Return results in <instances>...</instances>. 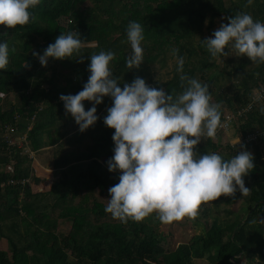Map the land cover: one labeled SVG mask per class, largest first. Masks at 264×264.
<instances>
[{"label": "trees", "instance_id": "1", "mask_svg": "<svg viewBox=\"0 0 264 264\" xmlns=\"http://www.w3.org/2000/svg\"><path fill=\"white\" fill-rule=\"evenodd\" d=\"M30 11L33 15L25 25H0V42L9 46V62L0 69V94H13L15 99L7 103L0 95V238L8 246L0 249V264H194L203 258L209 264H241L240 256L264 264V135L238 144H223L216 137L198 142L199 153L217 152L225 159L242 148L250 151L254 167L243 176L249 191L202 202L198 208L211 225L175 245L145 217L122 222L104 211L106 202L99 195L109 198L108 188L118 182L120 172L109 171L106 163L114 147V128L103 122L111 98L105 96L96 106L98 119L84 131L59 99L61 93L82 89L90 74L91 53H115L110 66L122 87L136 76L144 78L145 66L167 57L176 59L172 49H177L176 55L184 57L182 73L208 85L211 102L221 105L222 122L225 109L239 110L262 88L264 62L235 54L212 58L201 39L212 35L217 19L228 23L227 17L237 12L264 22V0L251 4L247 0H41ZM130 20L143 27L144 61L127 69L125 57L131 49L125 29ZM69 31L79 32L95 46L80 50L83 59L74 53L69 58H49L42 66L33 50L42 54L56 36ZM226 73L236 77L230 89L222 83ZM180 75L175 61L171 77L145 81L175 97L186 86ZM83 103L87 110L92 102ZM261 108L264 98L235 117L230 126L235 136L264 128ZM221 131L224 128L219 126L216 135ZM19 136L22 146L16 141ZM48 145L55 146L52 164L58 178L49 190L39 191L33 184L42 178L34 171L30 152ZM23 178L30 180L23 184ZM239 198L244 204L238 212L211 214L212 204L228 205ZM59 218L71 223L68 232L57 229Z\"/></svg>", "mask_w": 264, "mask_h": 264}, {"label": "clouds", "instance_id": "2", "mask_svg": "<svg viewBox=\"0 0 264 264\" xmlns=\"http://www.w3.org/2000/svg\"><path fill=\"white\" fill-rule=\"evenodd\" d=\"M40 2L0 0V25H25L33 15L30 9ZM252 2L247 0L248 4ZM227 19L228 23L221 20L212 35L201 39L210 57L246 55L252 62H264V22L248 12H237ZM125 31L131 49L125 65L127 69L138 68L144 61L143 27L130 20ZM94 46L95 42H86L79 32H62L42 54L33 50L32 55L44 66L49 58L64 59L74 53L83 59L80 50ZM177 51L172 49L176 70L186 86L175 97L163 88L149 86L140 76L121 87L120 77L113 75L110 66L115 57L112 50L89 54L90 74L82 89L59 96L80 131L97 121L96 106L103 98H111L103 122L114 128V147L106 163L109 171L120 172L118 182L108 188L110 196L104 211L122 222L129 218L139 221L153 212L163 223L195 217L202 202L214 201L221 194L249 191L243 176L254 167L250 151L242 148L225 159L217 152L201 154L196 149L203 137H215L221 124V105L211 102L206 83L182 73L184 57L176 55ZM8 62L9 46L0 42V69H5ZM261 94L257 89L254 99ZM85 100L92 102L87 110Z\"/></svg>", "mask_w": 264, "mask_h": 264}, {"label": "rangeland", "instance_id": "3", "mask_svg": "<svg viewBox=\"0 0 264 264\" xmlns=\"http://www.w3.org/2000/svg\"><path fill=\"white\" fill-rule=\"evenodd\" d=\"M221 20L220 18L217 19L215 28L217 29L220 26ZM225 60L227 63L228 59L227 57H225ZM176 59L173 57H167L166 60L161 61V62H155V63H151L147 66H145V70L141 73V75H144L145 80H151V78L156 81H160V80H165L169 77H171V71L172 68L174 66ZM236 77L235 76H229L228 73L225 74L224 78L222 79V83L223 85L227 87H229V89L231 88V85L233 84V82L235 81ZM224 86V87H225ZM231 91V90H229ZM2 96V98H6L7 99V103L11 102V101H15L14 99V95L13 94H9V95H5V94H0ZM5 99V100H6ZM229 109H225V113L228 112ZM235 129L233 128H229L228 130H226L224 128V131H221L220 133H217V135H215V137L218 140H221L223 144H237L241 142V136H235L234 135ZM205 137H203L201 140H203ZM23 137L19 136L17 138V143H23ZM87 140V139H86ZM85 140V142H87ZM84 142V143H85ZM83 147V145H82ZM238 147L242 148L243 145H239ZM55 148H53L52 146H47V148H42L39 150V153L36 154V152H34V156L35 158H39L42 155V158L45 162V166L48 167V161L49 159L52 158L53 160V153H54ZM33 154V152L31 153ZM40 155V156H39ZM34 158V160H35ZM48 164V165H47ZM44 166V167H45ZM42 169H44L43 167H41ZM40 173H46V176H49L46 181L42 184L43 187L41 188H45L48 187L51 183L53 184V181H55V177L54 175H52V170H42V172ZM57 179V178H56ZM34 185V184H33ZM39 186V185H38ZM34 187H36V185H34ZM99 199L104 201V202H108V197H106L105 195H99ZM243 199L239 198L236 202L231 203V204H220L218 206H214L212 204V211L211 214L215 215V214H219L221 216H225L228 215V210H233L234 212H238L239 210H241L243 208ZM58 212V210H56L55 214ZM54 213V212H53ZM198 218L197 217H183L180 220H173L171 222L168 223H163L161 222L158 217L156 216L155 212H153L152 214L147 215L145 218L146 220L153 224L157 231L160 232L161 236H165L166 240H169V238H172L171 242L172 244L177 245L178 243H180L181 241H187L189 240L193 235L198 234V233H204L205 232V228L206 225L210 226L212 220L210 218H206L203 214L202 211L200 210V208H198ZM60 220V224L58 226V230L59 232H68L70 230L71 227V223L69 221H64L62 218H59ZM0 249H8L7 246V240L4 237L0 238ZM240 260H241V264H257V261H255L254 259L248 260L247 258L240 256ZM194 264H209V261L207 258H203V259H195V263Z\"/></svg>", "mask_w": 264, "mask_h": 264}, {"label": "built area", "instance_id": "4", "mask_svg": "<svg viewBox=\"0 0 264 264\" xmlns=\"http://www.w3.org/2000/svg\"><path fill=\"white\" fill-rule=\"evenodd\" d=\"M262 90V94H261V97L259 99H254V95H255V92L252 96V99L250 100V102H248V104L246 106H243L242 108H240L239 110L235 111V112H226L225 115H224V119L223 121L221 122L220 124V127L222 128H225L226 130H228L231 126V123L233 122V120L235 119V117L237 116H241L243 114H245L246 112L250 111L253 106L255 105V103L257 102H260L263 100L264 98V85L262 86V88L260 89ZM261 135H264V128L261 129V128H257L256 130L254 131H251L249 133H247L245 136L241 137V142L240 143H243V142H255L259 139V137ZM23 140V139H22ZM20 146L23 145V143H18ZM32 152H30L31 154ZM33 156V154H31ZM29 178H23L22 180H20L21 183H25V182H29ZM9 182L11 183H14L15 180L14 179H11L9 180ZM2 185H4L5 183H1Z\"/></svg>", "mask_w": 264, "mask_h": 264}, {"label": "crops", "instance_id": "5", "mask_svg": "<svg viewBox=\"0 0 264 264\" xmlns=\"http://www.w3.org/2000/svg\"><path fill=\"white\" fill-rule=\"evenodd\" d=\"M48 146H52L53 148H55V146L54 145H48ZM44 148H47V146L46 147H44ZM37 153H39V151L37 152ZM36 153V154H37ZM33 156H34V152H33ZM40 156V155H39ZM34 158H35V156H34ZM52 158L51 159H49V161H48V167L47 166H45V162H44V160H43V158H42V155H41V157H39V158H35V160H34V162H33V166H34V171L36 172V174L37 175H39L41 178H42V181L40 182V183H34V185H36V187H34V185H33V187H34V189H36V190H43V191H47V190H49L50 188H51V186L53 185L52 183L48 186V187H45V188H41V187H43L42 186V184L46 181V179L49 177V176H46V173L44 174V173H40V172H42V170H45V169H48V170H52V175H54V177H55V180H56V178H58V176L56 175V173H55V171H54V167H53V164H52ZM45 166V167H44ZM41 167H43L44 169H42ZM53 183H54V181H53ZM39 185V186H38Z\"/></svg>", "mask_w": 264, "mask_h": 264}]
</instances>
